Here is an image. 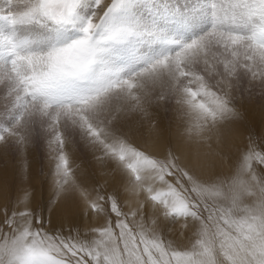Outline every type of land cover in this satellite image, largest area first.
<instances>
[{"label": "snow or ice", "instance_id": "6c2138e0", "mask_svg": "<svg viewBox=\"0 0 264 264\" xmlns=\"http://www.w3.org/2000/svg\"><path fill=\"white\" fill-rule=\"evenodd\" d=\"M256 97L264 0H0V264H264Z\"/></svg>", "mask_w": 264, "mask_h": 264}, {"label": "rangeland", "instance_id": "374dc122", "mask_svg": "<svg viewBox=\"0 0 264 264\" xmlns=\"http://www.w3.org/2000/svg\"><path fill=\"white\" fill-rule=\"evenodd\" d=\"M263 104L264 100L256 97L253 100L246 102L241 108V111L244 114V119L239 124H237L239 125L238 128L242 129V135H240L239 144H242L246 141L249 133H253L257 137L264 135V114L259 113ZM162 121L164 123H168V120L163 118V115ZM0 172L2 176V167H0Z\"/></svg>", "mask_w": 264, "mask_h": 264}, {"label": "bare ground", "instance_id": "6f19581e", "mask_svg": "<svg viewBox=\"0 0 264 264\" xmlns=\"http://www.w3.org/2000/svg\"><path fill=\"white\" fill-rule=\"evenodd\" d=\"M261 109V110H260ZM259 113L264 114V104L262 105V107L260 108ZM258 115V114H257ZM258 120V119H257ZM256 120V121H257ZM161 126L164 129V136L165 138L167 137L168 134V123H164L163 121H161ZM239 125H236V131H235V142L237 144H239V140H240V135H242V129L238 128ZM173 131H174V126H173ZM0 176H1V172H0Z\"/></svg>", "mask_w": 264, "mask_h": 264}]
</instances>
